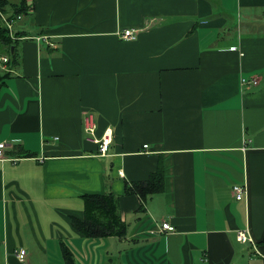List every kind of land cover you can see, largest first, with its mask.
I'll return each mask as SVG.
<instances>
[{
	"label": "crops",
	"instance_id": "0c3cea01",
	"mask_svg": "<svg viewBox=\"0 0 264 264\" xmlns=\"http://www.w3.org/2000/svg\"><path fill=\"white\" fill-rule=\"evenodd\" d=\"M26 1L19 64L0 62V264H64L60 242L76 264H264V0ZM86 111L97 136L112 131L107 155ZM159 161L164 190L140 212L124 184ZM108 191L126 235L82 237V194Z\"/></svg>",
	"mask_w": 264,
	"mask_h": 264
},
{
	"label": "trees",
	"instance_id": "16d2710c",
	"mask_svg": "<svg viewBox=\"0 0 264 264\" xmlns=\"http://www.w3.org/2000/svg\"><path fill=\"white\" fill-rule=\"evenodd\" d=\"M32 4L26 0H0V14L6 16L7 21L15 22L19 16H25L32 12ZM5 20L0 16V56L8 57L9 66L19 64L17 51L19 33L11 36L7 29ZM13 47V50H11ZM9 72L0 74V88ZM29 156V153L24 154ZM164 166L158 162L156 170L151 172L145 180L127 182L124 184V194H134L142 201L139 211L144 210L147 199L154 194L164 190ZM84 207L83 217H70V224L73 230L87 238L117 237L126 235L127 224L121 219L119 212L118 196L108 191L104 194H82ZM61 255L64 264H76L71 250L63 242H60Z\"/></svg>",
	"mask_w": 264,
	"mask_h": 264
},
{
	"label": "built area",
	"instance_id": "2783aa9c",
	"mask_svg": "<svg viewBox=\"0 0 264 264\" xmlns=\"http://www.w3.org/2000/svg\"><path fill=\"white\" fill-rule=\"evenodd\" d=\"M1 18L5 20V24L7 25V29L12 30L13 28V23L7 21L5 15L0 14ZM22 16L18 15V19H21ZM138 28H125L117 31V35L119 36L120 39H125V40H134L137 37L138 33ZM43 39L46 40V36H37L36 40ZM0 62L2 66H4L8 62V57L5 55L0 56ZM259 82V78L257 75H250V76H240V85H256ZM82 125H83V131L87 135L88 140H90L92 143L96 144V150L98 155H107L109 146L112 142V131L110 128H106L104 132L101 134V136L96 135V128L97 124L94 118L93 111H86L83 113L82 116ZM144 147H147V145H144ZM4 148H5V143L0 142V160H3L5 158L4 155ZM119 174L122 175V171H119ZM233 197L235 200H241L244 198L246 195V186L245 184L242 185H234L231 188ZM175 230V227L173 224H171L168 221H161L157 223V227L154 231H157L159 234L161 233H166ZM152 231V232H154ZM237 240L241 243H246V242H251L253 243L252 238L248 234V231L245 230H239L237 232ZM16 257L22 261L25 258L26 251L23 248H20L16 253H14Z\"/></svg>",
	"mask_w": 264,
	"mask_h": 264
},
{
	"label": "rangeland",
	"instance_id": "374dc122",
	"mask_svg": "<svg viewBox=\"0 0 264 264\" xmlns=\"http://www.w3.org/2000/svg\"><path fill=\"white\" fill-rule=\"evenodd\" d=\"M31 16L30 14L25 15V17H29ZM6 17V16H5ZM3 20V19H2ZM14 24V23H13ZM18 24V23H17ZM16 28V25H13V28H11L12 30H9V33L11 34V36H14V29ZM117 238V237H116ZM124 244V245H123ZM124 248V250H123ZM125 248H127V243L126 242H122V244L114 245V256L115 258L118 256V253H120V255L123 253V251H125ZM119 257V256H118ZM113 264H117L116 259H114Z\"/></svg>",
	"mask_w": 264,
	"mask_h": 264
},
{
	"label": "water",
	"instance_id": "95a60500",
	"mask_svg": "<svg viewBox=\"0 0 264 264\" xmlns=\"http://www.w3.org/2000/svg\"><path fill=\"white\" fill-rule=\"evenodd\" d=\"M11 50H13V47H11Z\"/></svg>",
	"mask_w": 264,
	"mask_h": 264
}]
</instances>
